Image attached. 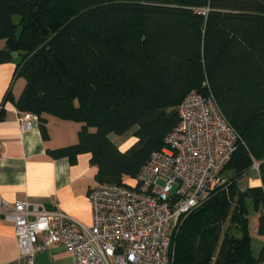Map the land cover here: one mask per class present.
Returning a JSON list of instances; mask_svg holds the SVG:
<instances>
[{
	"label": "trees",
	"instance_id": "16d2710c",
	"mask_svg": "<svg viewBox=\"0 0 264 264\" xmlns=\"http://www.w3.org/2000/svg\"><path fill=\"white\" fill-rule=\"evenodd\" d=\"M0 40L26 52L13 69L25 80L17 110L36 115L44 140L46 115L78 122L76 142L47 152L71 162L89 153L97 183L130 185L186 94L212 95L239 134L224 166L232 173L173 229L172 264L264 261L247 224L251 202L264 233V0H0ZM10 61L0 49V63ZM132 128L121 150L110 135ZM254 163L262 184L238 190Z\"/></svg>",
	"mask_w": 264,
	"mask_h": 264
},
{
	"label": "built area",
	"instance_id": "2783aa9c",
	"mask_svg": "<svg viewBox=\"0 0 264 264\" xmlns=\"http://www.w3.org/2000/svg\"><path fill=\"white\" fill-rule=\"evenodd\" d=\"M177 112L165 145L150 154L134 184L97 183L87 192L89 227L62 211L0 197V217L13 224L20 256L32 264L35 252L60 244L74 264H172L173 229L226 180L218 176L239 141L212 95L192 90ZM16 120L28 132L37 118L21 112Z\"/></svg>",
	"mask_w": 264,
	"mask_h": 264
},
{
	"label": "crops",
	"instance_id": "0c3cea01",
	"mask_svg": "<svg viewBox=\"0 0 264 264\" xmlns=\"http://www.w3.org/2000/svg\"><path fill=\"white\" fill-rule=\"evenodd\" d=\"M5 42L0 40V49ZM15 64L0 63V197L8 202L29 201L41 204L46 210H59L85 227L91 225L89 190L97 184L96 167L90 163L89 153L78 154L71 162L67 156L52 157V149L77 141L79 123L46 115L48 139L40 134L38 121L28 132H20L14 101L25 85L23 77H14ZM10 90L12 100L4 99ZM134 128L110 138L122 148L133 138ZM229 170L228 175L231 176ZM227 177V178H229ZM262 184L258 169L251 168L236 180L238 190ZM248 232L250 249L257 256L264 243V233L258 231L259 211L248 202ZM13 224L0 217V264H28L27 256H20ZM70 252L60 244H51L37 251L32 264H74ZM254 264H264V261Z\"/></svg>",
	"mask_w": 264,
	"mask_h": 264
},
{
	"label": "water",
	"instance_id": "95a60500",
	"mask_svg": "<svg viewBox=\"0 0 264 264\" xmlns=\"http://www.w3.org/2000/svg\"><path fill=\"white\" fill-rule=\"evenodd\" d=\"M21 17L19 15H14L13 18H12V21L14 24H18L19 21H20ZM22 31V25L21 24H18L17 27H16V31L15 32V35L17 38H19L20 34ZM1 50L5 51V52H8L11 57H12V62L16 65V64H19L22 62V56H25L26 52L22 51V50H19V51H11L7 45H4L2 46Z\"/></svg>",
	"mask_w": 264,
	"mask_h": 264
},
{
	"label": "rangeland",
	"instance_id": "374dc122",
	"mask_svg": "<svg viewBox=\"0 0 264 264\" xmlns=\"http://www.w3.org/2000/svg\"><path fill=\"white\" fill-rule=\"evenodd\" d=\"M134 137L132 138L131 137V139L129 140V142L127 143V144H125L122 148H120L121 150H124V149H126V148H128L133 142H134ZM228 172H229V170L228 169H223L220 173H219V176H218V178L219 179H227V177H229V175H228ZM134 180H132V181H130V184H134Z\"/></svg>",
	"mask_w": 264,
	"mask_h": 264
}]
</instances>
